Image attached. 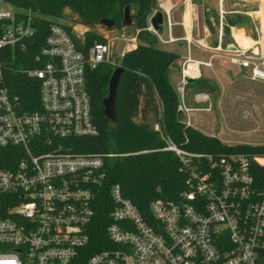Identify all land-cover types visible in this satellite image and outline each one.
Masks as SVG:
<instances>
[{
  "label": "built area",
  "instance_id": "obj_1",
  "mask_svg": "<svg viewBox=\"0 0 264 264\" xmlns=\"http://www.w3.org/2000/svg\"><path fill=\"white\" fill-rule=\"evenodd\" d=\"M166 13L170 29L174 22ZM37 15L20 0H0V53L34 33ZM146 29L162 44L176 40L165 39L150 22ZM257 36L248 46L219 40L206 61L185 59L177 88L185 125L192 126L190 111L211 109L207 92L194 93L200 106L185 103V84L197 70L191 72L190 64L211 67L220 58L264 82L262 33ZM111 47L110 41L93 42L84 51L62 24L52 22L36 57L46 60L22 69L38 81L34 109L6 83L0 59V147L17 156L0 167V264H264V185L252 172L254 164L264 166V154L232 151L215 158L168 137L163 149L175 153L187 175L179 200H153L148 221L113 184L106 239L93 248L90 222L104 161L121 154L75 151L68 139L98 132L85 70L102 62L119 66L124 53L117 57ZM153 128L161 132L159 123Z\"/></svg>",
  "mask_w": 264,
  "mask_h": 264
},
{
  "label": "trees",
  "instance_id": "obj_2",
  "mask_svg": "<svg viewBox=\"0 0 264 264\" xmlns=\"http://www.w3.org/2000/svg\"><path fill=\"white\" fill-rule=\"evenodd\" d=\"M20 4L36 11L34 33L16 46L1 51L4 77L19 100L29 109L38 106V81L22 69L40 67L46 59L36 58L49 33L52 22L62 24L73 36L78 48L86 50L93 42L107 39L93 28L103 27L101 18L111 19L122 30L123 11L130 6L132 26L128 30L137 39L136 45L120 58L123 72L117 87L116 109L119 121L113 126L104 115L103 99L108 94L109 79L116 68L110 63H99L85 70L86 90L90 98L91 114L98 128L96 135L71 137L75 151L113 152L121 154L104 161L101 188L95 192L90 233L94 249H100L106 239V228L111 219L113 201L109 190L120 186L123 197L133 203L144 219L152 220L150 203L155 199L174 200L185 190L186 173L180 161L167 146L168 137L176 146L188 151L209 154L217 158L232 151L264 154V143L228 145L214 135L206 134L183 122L178 110L179 96L170 76L179 54L162 48L154 34L146 29L149 18L158 10L157 0H20ZM67 9L74 18H68ZM57 19H70L75 24L89 27L78 35L71 26ZM209 23V21L207 20ZM217 86L201 76L187 81L186 93L205 91L214 94ZM159 123L161 132L154 130ZM16 154L11 147H0V167ZM254 178L264 185V166L254 164Z\"/></svg>",
  "mask_w": 264,
  "mask_h": 264
},
{
  "label": "rangeland",
  "instance_id": "obj_3",
  "mask_svg": "<svg viewBox=\"0 0 264 264\" xmlns=\"http://www.w3.org/2000/svg\"><path fill=\"white\" fill-rule=\"evenodd\" d=\"M202 1V0H201ZM218 0H203L204 16L209 23L207 26L213 37H217L216 31H221L220 40L225 46L231 39V29L243 30L251 38H257L262 25L260 17L264 23V0H224L225 7L230 6L232 12L224 14L217 7ZM159 8V6H158ZM68 18H74L67 9L64 10ZM82 35L89 29L81 24H75L70 19H57ZM130 28L122 30L107 29L103 27L93 28L110 41L111 53L119 57L131 44H135L137 39H131L127 33ZM258 29V30H257ZM259 31V33H257ZM238 32V31H237ZM231 39V41H229ZM159 46L162 43L158 42ZM173 46V45H172ZM164 48V46H161ZM220 62H227L221 59ZM222 77L217 85V90L211 94L213 103L210 111H190L189 118L194 128L218 137L221 141L234 144L237 141L247 143L264 142V82L252 81L247 72L232 66L229 63L221 68ZM174 85L177 83V76L172 74ZM178 87H176L177 89ZM200 106L192 104L191 107ZM246 112L249 115H246ZM257 121L259 123H257ZM257 124L260 128L257 129Z\"/></svg>",
  "mask_w": 264,
  "mask_h": 264
},
{
  "label": "crops",
  "instance_id": "obj_4",
  "mask_svg": "<svg viewBox=\"0 0 264 264\" xmlns=\"http://www.w3.org/2000/svg\"><path fill=\"white\" fill-rule=\"evenodd\" d=\"M157 1L159 8L156 11H161L163 14L162 36L167 39L168 36L171 35L173 38L176 39L175 42H167L161 44V46H164L165 49L174 51L179 54V58L173 65V72L170 76V80L173 86L176 88L180 83L181 70L184 66L185 59L191 58L195 61L208 60L211 56V53L213 52V48L217 45L218 41L220 40L221 31L218 28L216 31L217 37H213L212 32L209 30L206 24L207 22L204 16V5L202 3L203 0ZM225 5L226 4L224 0L217 1V7H220V10L223 13V17L224 14L232 12L230 6L226 8ZM166 11L168 12L170 19H172V21L174 22L170 29L167 26ZM244 35L250 40H254V38H251L250 36L246 35L243 30L234 31L233 29H231V39H236L238 43L242 45L245 42L243 41ZM134 38L135 37H131V39L135 40L136 38ZM231 39L229 41H231ZM136 43L131 44V46L127 50L133 48ZM220 61V58H214L211 67L203 65L201 62L198 64L194 62L193 65H197V70L193 78L201 76L203 78L208 79L213 84L218 85L221 81L220 77H222L221 75H223L220 68L228 63ZM172 74H175L177 76V86H175L174 82L172 81ZM193 95L194 93L189 91L186 93L185 103L189 107H191L192 104H196L194 102ZM212 105L217 106V103H213V99L211 96V107Z\"/></svg>",
  "mask_w": 264,
  "mask_h": 264
},
{
  "label": "water",
  "instance_id": "obj_5",
  "mask_svg": "<svg viewBox=\"0 0 264 264\" xmlns=\"http://www.w3.org/2000/svg\"><path fill=\"white\" fill-rule=\"evenodd\" d=\"M151 25L162 32L163 25V14L161 11H156L149 19ZM100 24H103L106 28H111L114 26L115 22L111 19L101 18L99 20ZM132 26V17H131V9L130 6H125L123 11V20H122V29L123 28H131ZM122 66H116L114 69L110 79H109V87L108 94L103 99L104 106V115L109 120V122L116 126L119 121V116L116 109V95H117V87L120 81V76L123 72ZM192 78H188L187 81H191Z\"/></svg>",
  "mask_w": 264,
  "mask_h": 264
},
{
  "label": "bare ground",
  "instance_id": "obj_6",
  "mask_svg": "<svg viewBox=\"0 0 264 264\" xmlns=\"http://www.w3.org/2000/svg\"><path fill=\"white\" fill-rule=\"evenodd\" d=\"M260 21H261V25H262L261 33H262V37H263L261 40H262L263 45H264V23H263L261 17H260ZM243 41H245L244 44H243V46H248V45H251V44L253 43V41L250 40V39H249L248 37H246L245 35H244ZM239 44H240V43H239ZM241 45H242V44H241ZM189 69H190L191 72H192V71H195V70H196V66L193 65V64H190ZM195 72H196V71H195Z\"/></svg>",
  "mask_w": 264,
  "mask_h": 264
}]
</instances>
